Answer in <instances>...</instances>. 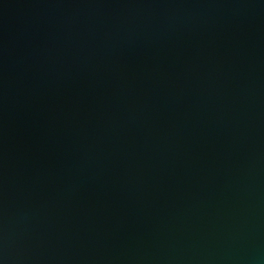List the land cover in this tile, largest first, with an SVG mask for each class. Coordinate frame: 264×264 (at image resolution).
<instances>
[{"label": "water", "instance_id": "95a60500", "mask_svg": "<svg viewBox=\"0 0 264 264\" xmlns=\"http://www.w3.org/2000/svg\"><path fill=\"white\" fill-rule=\"evenodd\" d=\"M0 264H264V0H0Z\"/></svg>", "mask_w": 264, "mask_h": 264}]
</instances>
